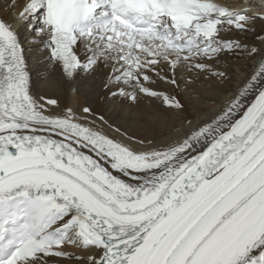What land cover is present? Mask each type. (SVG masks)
I'll return each mask as SVG.
<instances>
[{
	"label": "snow or ice",
	"instance_id": "6c2138e0",
	"mask_svg": "<svg viewBox=\"0 0 264 264\" xmlns=\"http://www.w3.org/2000/svg\"><path fill=\"white\" fill-rule=\"evenodd\" d=\"M256 7L5 0L0 264H264ZM33 58L74 104L33 90Z\"/></svg>",
	"mask_w": 264,
	"mask_h": 264
},
{
	"label": "bare ground",
	"instance_id": "6f19581e",
	"mask_svg": "<svg viewBox=\"0 0 264 264\" xmlns=\"http://www.w3.org/2000/svg\"><path fill=\"white\" fill-rule=\"evenodd\" d=\"M224 3L231 4L234 7H248L250 4V0H222ZM4 5L5 0H0V15H3L5 18H9L8 14L4 11ZM254 11H264V9H261L259 7H256L253 9ZM253 24L255 25V28L257 31H259L261 28H264V21L256 20L253 21ZM21 32V39H25L27 34L23 31V29L20 30ZM240 36L242 39H245L248 42H251L255 40V36L252 32L243 33V34H234ZM28 41H30V37L27 38ZM27 46V44H26ZM227 60L230 64H232L233 69H238L240 73H244L248 70L247 66L251 65V60H244L239 59L236 60L232 57H227ZM29 63L32 65L33 68V90L40 95L48 94L52 96L53 98L59 97L61 103H75V96L70 91H64L59 85H54L52 83V77L49 78H43L40 75V72H42L41 66L37 63V58L30 59ZM235 75V71H234ZM197 87L200 88H206V85H197ZM94 106L98 109L100 114H104L105 118H113L116 119L118 117L123 118L124 113L119 112L118 108L119 106L112 105L111 103L105 101V100H98L95 97L93 98ZM205 107L209 106L207 104L204 105ZM143 107V106H141ZM189 118H193L190 116ZM137 131H140L141 134L143 132L140 129H136Z\"/></svg>",
	"mask_w": 264,
	"mask_h": 264
}]
</instances>
